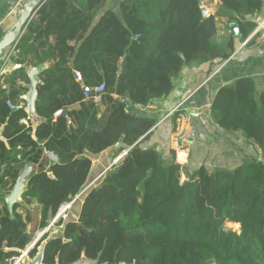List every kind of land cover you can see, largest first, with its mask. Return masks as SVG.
Returning a JSON list of instances; mask_svg holds the SVG:
<instances>
[{
    "label": "trees",
    "instance_id": "trees-1",
    "mask_svg": "<svg viewBox=\"0 0 264 264\" xmlns=\"http://www.w3.org/2000/svg\"><path fill=\"white\" fill-rule=\"evenodd\" d=\"M218 1L205 17V0H121V16H99L107 0H45L38 8L8 59L20 68L0 76V126L8 142L0 139V264H12L78 196L79 216L55 223L63 236L46 246L45 264H264V93L256 97L252 79L222 88L210 111L222 128L253 141L260 156L233 170L201 167L183 182L174 151L167 160L140 148L157 123L142 109L167 97L186 65L228 60L233 28L241 41L256 29L263 0ZM222 18L229 35L219 27ZM44 64L50 66L40 75L34 130L21 123L29 114L17 104L25 103L28 68ZM102 83V102L87 101L86 90ZM74 104L79 110L56 117ZM178 119L179 113L174 130ZM120 141L128 154L90 181L91 155ZM29 165L35 169L21 202L9 211L5 196ZM227 223L239 224L240 232Z\"/></svg>",
    "mask_w": 264,
    "mask_h": 264
},
{
    "label": "crops",
    "instance_id": "crops-1",
    "mask_svg": "<svg viewBox=\"0 0 264 264\" xmlns=\"http://www.w3.org/2000/svg\"><path fill=\"white\" fill-rule=\"evenodd\" d=\"M28 1L30 0H0V42L7 31L18 21L21 9ZM207 2L212 5L209 12L215 13L219 8V1L206 0ZM120 4L121 0H107L99 16L105 11H113L121 16ZM218 21L219 27L225 31L226 35H229L231 27H229L228 20L222 18ZM263 21L264 6L262 14L256 18L258 24L256 29ZM234 37L235 50L228 60L186 65L180 74L174 78L173 91L167 97L156 100L147 108L142 109L144 115L157 119V123L151 130L149 137L140 141V148L144 150L155 149L167 160L170 158L171 152L174 151L177 161L183 167L182 176L185 181L187 180V173L192 174L201 167L207 168L210 172L218 168H226V153L230 152L231 149H254L247 156H260V148L253 141L245 138L240 132H230L222 128L210 111L217 93L222 88L232 86L240 79L250 78L254 81L258 99L264 93V41L257 42V38H252L247 42V39L241 41L239 35ZM16 41L6 49L0 59V76L10 74L13 70L20 68L7 59V55L11 51L13 53ZM49 66L47 64L48 68ZM99 73L102 75L103 72L99 69ZM76 79L83 84L81 75L80 79L77 77ZM19 84L23 85L21 82ZM7 92H9L8 88ZM25 96L26 94L23 97L25 103L17 104V107H25L29 118L21 123L29 125L30 122L35 130L40 121H38L37 113L28 111ZM6 106L11 111L14 110L8 104ZM79 108V104H74L66 110L70 112L79 110ZM177 113H179V119L176 130H174L173 116ZM68 122L71 125V119ZM4 127L5 124L0 126V139L7 144V140L3 137ZM182 134L186 137L184 140H181L180 135ZM128 147L123 141H120L98 156L91 155L90 181L94 182L99 179L113 165L117 164L120 158H116L119 149ZM231 153L234 154L235 152L232 151ZM116 161L118 162L116 163ZM31 167L33 171L35 168ZM227 169L230 168L227 167ZM81 205L82 198H80L76 219L79 216Z\"/></svg>",
    "mask_w": 264,
    "mask_h": 264
},
{
    "label": "water",
    "instance_id": "water-1",
    "mask_svg": "<svg viewBox=\"0 0 264 264\" xmlns=\"http://www.w3.org/2000/svg\"><path fill=\"white\" fill-rule=\"evenodd\" d=\"M45 0H30L27 5H25L21 9V15L18 19V21L7 31V33L4 35L3 39L0 42V59L3 56L5 50L10 47L12 43H14L16 40L18 41L23 32L26 29V25L28 22L34 17L36 14L38 8L43 4ZM203 16H207L208 12L202 8ZM18 31L17 36L13 41H10V37L13 33ZM233 31L235 32V35L238 36V30L237 28H233ZM16 41V42H17ZM47 64H44L40 67L36 68H30L27 71V76L29 83L25 85V88L27 89V93L25 96V100L27 102L28 111L30 113H36V102L38 99V87L42 85V80L40 78V75L47 69ZM76 77L80 79V74L76 72ZM68 111L67 110H61L56 114V117L59 118L61 116H67ZM70 124V122H68ZM124 150H129V148H126ZM32 173V167L29 165L24 169L21 176L17 180L13 190L6 194L5 196V204L9 211H12L16 204H18L21 200V196L27 186V179L29 178L30 174ZM91 186V185H90ZM57 220V217L54 219V221L50 224V226L46 229L47 232H49L48 237L41 243V245L37 249V253L34 256V258L30 259L26 264H45L44 263V254L46 246L49 242L62 238L63 233L61 229H58L56 225H54L55 221ZM45 234V233H44ZM43 234V235H44ZM42 235V236H43ZM40 236V237H42ZM39 238L33 242V246H35L39 241ZM38 241V242H37ZM32 245V244H31ZM32 247V246H31Z\"/></svg>",
    "mask_w": 264,
    "mask_h": 264
},
{
    "label": "built area",
    "instance_id": "built-area-1",
    "mask_svg": "<svg viewBox=\"0 0 264 264\" xmlns=\"http://www.w3.org/2000/svg\"><path fill=\"white\" fill-rule=\"evenodd\" d=\"M206 3V2H205ZM204 2L202 3L203 8L208 12V14H210L209 9L211 8L209 5L205 4ZM262 32V34L260 35V33ZM252 38H257V42H263L264 41V21L262 23L259 24L258 28L253 31V33L249 36V38H247V42H249ZM246 42V43H247ZM15 47V46H14ZM106 92V84L102 83L100 85L94 86L91 90H86V92L84 93V97L86 100L88 101H94L97 104H100L102 102V98L104 96ZM8 106L11 109H14V106L10 103H8ZM186 137L184 134L181 135V140H184ZM129 150H124L119 158V161L124 158L127 154H128ZM47 158L53 162V163H57L58 159L57 157L51 153V152H47L46 153ZM118 161H116L117 163ZM98 180V179H97ZM95 180V181H97ZM94 181V182H95ZM82 196H78L76 197L73 201H71L70 203L64 205L61 210L59 211V214L57 215V220L61 219V218H66L68 216V211L71 210V208L73 207V205L80 200ZM57 220L55 221V223L57 222ZM47 233V231L45 230L43 232ZM32 246V247H31ZM35 246L30 245L22 254L20 257L15 258L12 262V264H21V262L24 260L25 257H28L29 252L34 248Z\"/></svg>",
    "mask_w": 264,
    "mask_h": 264
},
{
    "label": "rangeland",
    "instance_id": "rangeland-1",
    "mask_svg": "<svg viewBox=\"0 0 264 264\" xmlns=\"http://www.w3.org/2000/svg\"><path fill=\"white\" fill-rule=\"evenodd\" d=\"M205 2H206V0H205ZM204 2V3H205ZM205 4H207V5H209L211 8H212V5H211V3H205ZM226 29V28H225ZM14 52V51H13ZM10 55H12V51H11V53H9L8 55H7V59H9V57H10ZM180 137H181V135H180ZM253 150L254 149H231V151L230 152H228V153H226V169H227V167L228 168H230L229 170H231V168H233V169H235L236 168V166L238 165V166H240L243 162H245L246 161V159H248V156L247 155H249L250 153H252L253 152ZM235 152L234 154H232L231 152ZM237 155V156H236ZM228 162V163H227ZM237 166V167H238ZM232 169V170H233ZM183 172H184V170H183ZM183 174V173H182ZM182 181L183 182H185V179L183 178V176H182ZM79 204H80V200H78L75 204H74V206H73V208H71V210H69L68 211V216L70 217H66V218H62L64 221H67L68 219H75L76 220V215H77V212H78V209H79ZM71 213V214H70ZM59 220V219H58ZM57 220V221H58ZM54 221V220H53ZM54 225H56L55 223H54ZM37 228V223L36 222H34L31 226H30V229H31V231L32 230H34V229H36ZM58 229H61V228H58ZM226 229L227 230H231V231H234V232H237V233H239L240 232V225H239V227H237V226H235L234 224H232V223H227L226 224ZM46 230V229H45ZM45 230H43V231H38L36 234H35V238H34V241L33 242H35L38 238H39V240H41V238L46 234H44L43 235V232L45 231ZM47 233H49V232H47ZM43 235V236H42ZM40 236H42V237H40ZM38 240V241H39ZM37 241V242H38ZM33 244V243H32ZM31 259V258H30ZM29 257H25L24 258V260L21 262V264H26L29 260ZM79 264H97L96 262H89V261H82L81 263H79Z\"/></svg>",
    "mask_w": 264,
    "mask_h": 264
},
{
    "label": "bare ground",
    "instance_id": "bare-ground-1",
    "mask_svg": "<svg viewBox=\"0 0 264 264\" xmlns=\"http://www.w3.org/2000/svg\"><path fill=\"white\" fill-rule=\"evenodd\" d=\"M28 2H29V1H28ZM28 2L25 3L24 6L27 5ZM24 6H23V7H24ZM15 31H16V30L13 31V33H12V35H11V37H10V41H13V39L16 38L18 31H17V32H15ZM5 51H6V50H5ZM234 225L237 226V227H239V224H234Z\"/></svg>",
    "mask_w": 264,
    "mask_h": 264
}]
</instances>
